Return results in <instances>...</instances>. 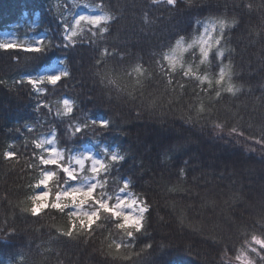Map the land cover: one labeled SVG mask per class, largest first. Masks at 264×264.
Instances as JSON below:
<instances>
[{"label": "clouds", "instance_id": "clouds-1", "mask_svg": "<svg viewBox=\"0 0 264 264\" xmlns=\"http://www.w3.org/2000/svg\"><path fill=\"white\" fill-rule=\"evenodd\" d=\"M0 264H264V0H0Z\"/></svg>", "mask_w": 264, "mask_h": 264}]
</instances>
